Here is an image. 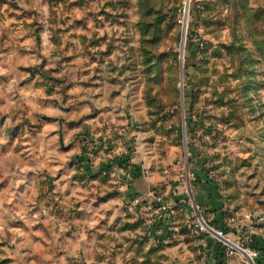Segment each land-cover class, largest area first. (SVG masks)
<instances>
[{"label": "rangeland", "instance_id": "374dc122", "mask_svg": "<svg viewBox=\"0 0 264 264\" xmlns=\"http://www.w3.org/2000/svg\"><path fill=\"white\" fill-rule=\"evenodd\" d=\"M22 18L33 34L44 18L73 21L76 102L99 119L45 152L36 120L0 132V264H243L211 238L204 251L193 204L226 228L231 212L264 214V0H0V32L25 30ZM68 84L56 90L64 116ZM153 193L171 208L157 210L169 229L156 263ZM262 228L230 237L252 247Z\"/></svg>", "mask_w": 264, "mask_h": 264}, {"label": "crops", "instance_id": "0c3cea01", "mask_svg": "<svg viewBox=\"0 0 264 264\" xmlns=\"http://www.w3.org/2000/svg\"><path fill=\"white\" fill-rule=\"evenodd\" d=\"M17 21L25 22L26 29L11 32L8 26L0 32V132L5 135L6 125L10 121H14L17 125L18 121L36 120V126L32 128V130H36V146L39 147L37 148L38 152H45L47 150L45 144H54L62 136L68 140L81 129L83 124L81 122L92 119L89 113L84 111L86 106L84 102H76V96L83 94L81 90H78L82 89L78 81L83 82L84 79L82 74L79 78L76 76L79 71H83L85 68L83 64L85 49L81 44L83 37L69 31L73 26L72 20L61 23L62 25L69 23L72 26L60 29L55 27L53 22L50 23L47 18H44L42 22L47 25L48 30L44 27L36 34H33L31 23H27L23 18ZM11 22V18H6L3 23L6 26ZM64 74L67 75V79ZM61 76L63 77L61 78ZM55 80L59 82H55ZM64 82L69 83V94H74V97H69V100L74 99L71 103L76 105L74 108H70L66 116L61 113L59 106L61 93L56 91L59 85ZM50 88H54L55 91L48 92ZM55 98L57 99L56 103ZM121 111L118 128L123 132L126 122L122 116V107ZM106 114L108 118L113 119V113L107 111ZM46 116L50 119L48 122L45 121ZM94 117L92 120L99 119V116ZM27 143L26 147L33 152L35 149L33 143ZM99 150L103 151V149ZM84 163L83 166L86 170L89 169L90 163L85 161ZM168 199L172 201V197L168 196ZM165 200L169 205L167 198ZM210 214L211 218L213 216L214 220L217 219L221 222L222 218H219L218 213ZM161 216L162 213H158L157 209L152 207V230L150 231L152 252L154 253L152 263H156L160 257H156L154 252L155 248L160 246L158 245L159 241L166 243L165 240L168 239L167 236L165 237V230L169 227L163 225ZM158 222H161L162 226L155 229ZM80 246L83 248V245ZM85 258L87 261V257ZM64 259L66 257L61 255V260ZM170 260L171 256H168L169 264Z\"/></svg>", "mask_w": 264, "mask_h": 264}, {"label": "built area", "instance_id": "2783aa9c", "mask_svg": "<svg viewBox=\"0 0 264 264\" xmlns=\"http://www.w3.org/2000/svg\"><path fill=\"white\" fill-rule=\"evenodd\" d=\"M152 203L158 204V211L160 209H171L170 205H168L161 196L154 193L152 194ZM193 206L195 218L193 232L199 236L200 245L204 251H206L208 239L211 238L219 243L227 257L239 255L243 264H257L256 261L260 257V251L255 247H248L247 245L234 242L230 235L234 234L239 237L243 233L246 234L247 231L245 240H249L250 242L251 237H249V235L253 234V230L257 226L263 227L262 230H264V214L257 211H248L244 213L238 211L231 212L225 221V224L227 225L226 228L220 225H212L210 223L211 214H200L198 207L194 204ZM43 213L46 214L44 210ZM259 236L264 237V233H260ZM245 243H247V241Z\"/></svg>", "mask_w": 264, "mask_h": 264}, {"label": "trees", "instance_id": "16d2710c", "mask_svg": "<svg viewBox=\"0 0 264 264\" xmlns=\"http://www.w3.org/2000/svg\"><path fill=\"white\" fill-rule=\"evenodd\" d=\"M29 71H31V69H29ZM188 119V118H187ZM186 119V120H187ZM186 128H187V130H188V126L186 125ZM122 162H120V164H121ZM133 174V173H132ZM134 176H135V174H133ZM221 215L222 214H220V213H218V216H219V218L221 219ZM210 223L212 224V225H219L220 224V222L216 219V220H211L210 221ZM220 226H222L223 227V225L221 224ZM218 246H220L219 245V243H218ZM221 247V246H220ZM252 247H255L256 249H258V250H260L261 251V249L264 251V242L260 239V238H255V237H253L252 238ZM222 248V247H221ZM222 255V254H221ZM256 263L257 264H264V258H262V255H261V252H260V257L257 259V261H256Z\"/></svg>", "mask_w": 264, "mask_h": 264}, {"label": "water", "instance_id": "95a60500", "mask_svg": "<svg viewBox=\"0 0 264 264\" xmlns=\"http://www.w3.org/2000/svg\"><path fill=\"white\" fill-rule=\"evenodd\" d=\"M183 40H184V37L182 36V37H181V43H180V50H181V48H183ZM59 142H60V144L62 145V139H61V137H60ZM185 149H186V146H185Z\"/></svg>", "mask_w": 264, "mask_h": 264}]
</instances>
